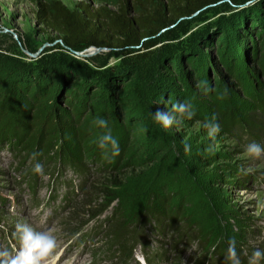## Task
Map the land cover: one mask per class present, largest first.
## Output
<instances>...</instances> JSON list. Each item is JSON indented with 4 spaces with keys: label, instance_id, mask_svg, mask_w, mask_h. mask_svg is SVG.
Returning <instances> with one entry per match:
<instances>
[{
    "label": "rangeland",
    "instance_id": "1",
    "mask_svg": "<svg viewBox=\"0 0 264 264\" xmlns=\"http://www.w3.org/2000/svg\"><path fill=\"white\" fill-rule=\"evenodd\" d=\"M53 1L123 4L0 0V250L15 254L27 223L54 230V264H233L230 240L250 264L264 252V154L246 151L264 146V0H223L135 48L78 54L37 20ZM185 103L192 119L173 110ZM157 111L176 123L165 128ZM109 129L118 156L100 147Z\"/></svg>",
    "mask_w": 264,
    "mask_h": 264
},
{
    "label": "trees",
    "instance_id": "2",
    "mask_svg": "<svg viewBox=\"0 0 264 264\" xmlns=\"http://www.w3.org/2000/svg\"><path fill=\"white\" fill-rule=\"evenodd\" d=\"M131 1L123 0L118 12H111L105 8L94 10L84 4L79 9L71 10L62 2L53 1L43 5V9L37 14V20L47 29L57 33L58 39L63 42L64 46L75 51L91 47L100 49L135 48L143 42H151L152 37L157 36L176 22L191 17L223 0H161L160 3L157 2L158 0H145V4L141 3L142 0H138L134 17H131ZM228 1L238 4L241 0ZM151 46H153L152 43L146 44L147 48ZM225 120L229 126L235 123L233 116H227ZM249 122L252 124L251 121ZM235 125L239 129L242 128V124L239 122ZM68 161L78 166L76 172L81 169V172H84L81 174H87L88 171L84 164L78 163L70 156ZM153 208V206L148 208L150 214L153 213ZM145 216L143 215L142 218L144 219ZM165 225L163 218L159 221V228L163 231ZM120 231L118 230L113 238L121 242V245H118L121 250L127 249L129 255L132 256L129 239L131 236L127 234L125 238V235ZM241 259L240 263H248V259H243V255H241ZM146 261L153 264L148 259Z\"/></svg>",
    "mask_w": 264,
    "mask_h": 264
},
{
    "label": "clouds",
    "instance_id": "3",
    "mask_svg": "<svg viewBox=\"0 0 264 264\" xmlns=\"http://www.w3.org/2000/svg\"><path fill=\"white\" fill-rule=\"evenodd\" d=\"M173 110L181 114V116L186 114L188 119H192L194 115L190 105L187 103L177 104ZM154 118L156 121L162 123L165 128L171 127L176 123V117L168 112L157 111ZM213 120H215V117H213ZM96 123L100 127L107 128V121L103 118H98ZM205 126L209 129L210 136H214L221 130L218 123H207ZM109 144L112 147V155L118 156L120 154L119 143L111 135L110 129L101 137L100 147L106 148ZM185 150H189L187 145L185 146ZM209 150H212L211 146ZM246 151L249 155L259 157L264 154V146L252 142L246 146ZM33 159H35V154L33 155ZM34 171L42 173L43 166L37 163ZM53 233V229L36 231L27 223H17L15 234L18 235L20 248L15 254H12L7 249L0 250V264H54V253L57 249L58 242ZM262 257H264V252L258 249L255 250L250 259V264H257V261ZM228 259L232 260L233 264H240L235 248V240L229 241Z\"/></svg>",
    "mask_w": 264,
    "mask_h": 264
},
{
    "label": "water",
    "instance_id": "4",
    "mask_svg": "<svg viewBox=\"0 0 264 264\" xmlns=\"http://www.w3.org/2000/svg\"><path fill=\"white\" fill-rule=\"evenodd\" d=\"M62 42V41H61ZM68 50H70V51H72V52H74V53H77L75 50H73V49H71V48H68L67 46H65ZM98 50H102V49H100V48H97ZM78 54V53H77Z\"/></svg>",
    "mask_w": 264,
    "mask_h": 264
}]
</instances>
